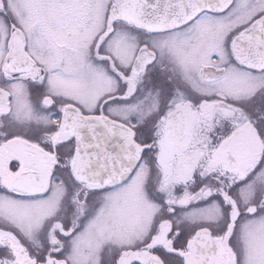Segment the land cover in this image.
<instances>
[{
  "label": "snow or ice",
  "instance_id": "6c2138e0",
  "mask_svg": "<svg viewBox=\"0 0 264 264\" xmlns=\"http://www.w3.org/2000/svg\"><path fill=\"white\" fill-rule=\"evenodd\" d=\"M0 264H264V0H0Z\"/></svg>",
  "mask_w": 264,
  "mask_h": 264
}]
</instances>
